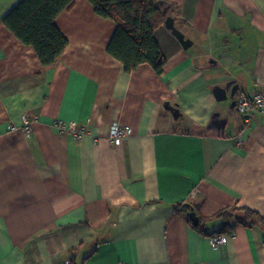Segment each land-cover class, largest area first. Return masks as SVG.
Listing matches in <instances>:
<instances>
[{
	"label": "crops",
	"instance_id": "0c3cea01",
	"mask_svg": "<svg viewBox=\"0 0 264 264\" xmlns=\"http://www.w3.org/2000/svg\"><path fill=\"white\" fill-rule=\"evenodd\" d=\"M18 1L0 0V264H264L261 226L237 224L213 246L176 208L264 217V110L247 119L236 107L264 88V0H168L193 43L160 25L161 73L127 72L107 51L116 22L88 0L57 17L69 43L43 65L3 24ZM228 81L239 90L218 100ZM116 122L128 133L111 139Z\"/></svg>",
	"mask_w": 264,
	"mask_h": 264
},
{
	"label": "trees",
	"instance_id": "16d2710c",
	"mask_svg": "<svg viewBox=\"0 0 264 264\" xmlns=\"http://www.w3.org/2000/svg\"><path fill=\"white\" fill-rule=\"evenodd\" d=\"M95 12L116 22V29L107 45L109 54L120 60L127 72L133 71L139 64L149 63L158 72L164 69L166 59L156 39V29L165 23L166 14H172L173 4L168 0H88ZM75 0H19L3 17V24L24 44L34 47L41 63L45 66L54 64L66 49L68 37L56 24L57 17L71 9ZM178 26V18H175ZM179 27V26H178ZM182 206L183 209H180ZM178 211L194 209L200 218L192 225L201 233H231L237 224L261 226L264 217L253 208L246 206H227L216 214L207 217L201 214L200 204L192 201L183 202ZM220 219L222 227L209 232L207 223ZM73 264H76L73 262Z\"/></svg>",
	"mask_w": 264,
	"mask_h": 264
},
{
	"label": "built area",
	"instance_id": "2783aa9c",
	"mask_svg": "<svg viewBox=\"0 0 264 264\" xmlns=\"http://www.w3.org/2000/svg\"><path fill=\"white\" fill-rule=\"evenodd\" d=\"M236 107L238 111L246 116L247 119H251L255 113L259 110H264V88H260L254 91L252 94H242L236 100ZM63 129H68L74 133V135L80 138L83 135V128H76L73 124L64 126ZM23 129L26 133H30L32 130V123L27 116H23ZM128 133L127 126L120 123H114L111 128V139H117ZM229 233H220L211 236L210 241L213 246H220L226 240ZM63 264H73V260L68 259ZM122 264H129L128 262H123Z\"/></svg>",
	"mask_w": 264,
	"mask_h": 264
},
{
	"label": "water",
	"instance_id": "95a60500",
	"mask_svg": "<svg viewBox=\"0 0 264 264\" xmlns=\"http://www.w3.org/2000/svg\"><path fill=\"white\" fill-rule=\"evenodd\" d=\"M164 13L166 14L165 25L173 32V34L176 35V37L183 44L184 48L188 49L192 45L193 40L189 37H186V34L176 25L174 16L168 14L167 8L164 9ZM238 90L239 85L234 84L233 81H228L225 84H217L213 87V92L218 100H225L228 97H234ZM164 105L167 109L172 112L175 118H179L182 114L177 104L171 103L170 101H166ZM218 115L219 112H214L212 124L217 122ZM190 218L195 225L200 223V218L194 209L190 211Z\"/></svg>",
	"mask_w": 264,
	"mask_h": 264
}]
</instances>
